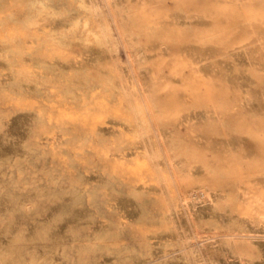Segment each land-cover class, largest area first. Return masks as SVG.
Wrapping results in <instances>:
<instances>
[{
	"label": "rangeland",
	"instance_id": "obj_1",
	"mask_svg": "<svg viewBox=\"0 0 264 264\" xmlns=\"http://www.w3.org/2000/svg\"><path fill=\"white\" fill-rule=\"evenodd\" d=\"M94 3L0 0V264H203L183 232L212 236L186 225L212 198L183 201L264 149V0ZM251 221L212 264H264Z\"/></svg>",
	"mask_w": 264,
	"mask_h": 264
},
{
	"label": "crops",
	"instance_id": "obj_2",
	"mask_svg": "<svg viewBox=\"0 0 264 264\" xmlns=\"http://www.w3.org/2000/svg\"><path fill=\"white\" fill-rule=\"evenodd\" d=\"M263 151L264 149H258V154L250 157L247 147L240 149L231 147L229 166V149L226 148L224 170L225 176L230 174L231 178L212 179V205L209 206L212 209V221L211 217L198 218V213L206 208L200 206L198 213L193 214L186 225L189 227L192 225L202 233L210 232L212 237L218 238L223 243V247L226 246L224 242L249 241V235L253 234L254 230L251 218L259 207V201L252 202V205L249 201L252 200L251 195L254 193L264 196V161L256 162L261 155L259 152ZM243 190L246 195H243ZM248 262L250 261L247 260L246 263Z\"/></svg>",
	"mask_w": 264,
	"mask_h": 264
},
{
	"label": "bare ground",
	"instance_id": "obj_3",
	"mask_svg": "<svg viewBox=\"0 0 264 264\" xmlns=\"http://www.w3.org/2000/svg\"><path fill=\"white\" fill-rule=\"evenodd\" d=\"M85 2H86V6H88L90 8H92L96 5L94 3V0H85ZM115 3H116V0H104V4L107 7L108 13L110 15L112 14V8H113ZM107 30H108V28H104V30H103L104 34L100 38L97 39V42L100 45L104 46L103 47L104 51L107 52L112 58V66H113L114 70L119 74V76H118L119 87L126 90L127 92L131 93L133 75L127 74L126 73V69H127L126 66H123L119 62V60L117 59V57H116L117 56V47H119L118 44L120 41L116 40L114 43L111 44V42L109 40V36L106 35V33H105V31H107ZM126 54H127V58L129 61V65H131L134 60H140L144 56L141 48H135L133 46H129L127 48ZM136 77H137V75L135 76V78ZM245 99L247 102L249 101L248 96H246ZM144 142H145V140H144ZM157 142L163 143L162 138L158 137ZM206 197L210 198V200L212 198V196H210V195H205V193L201 190L193 191L190 193L189 198L183 201V204L186 206L188 205L194 209L196 207V202L198 200H201L202 198H206ZM181 205H182V203H181ZM182 209H184V208H182ZM184 214H186V213H184ZM254 216H255V222L258 223V225L261 227V229L264 232V201L259 203V207L257 210H255ZM177 222H180V220H178V218H177ZM181 231H184L183 226H181ZM183 235L186 236V238L193 244V246H195L192 250V253H194V255H196L199 258V260H202L203 264H212V257H214L213 260H215L216 262L219 260V258L217 256H215L216 252L219 249V244H218L217 239H215L212 236L203 238V236L201 234H199L193 230H191L189 232V234H187V235H185L183 232ZM263 238H264V235H263Z\"/></svg>",
	"mask_w": 264,
	"mask_h": 264
}]
</instances>
